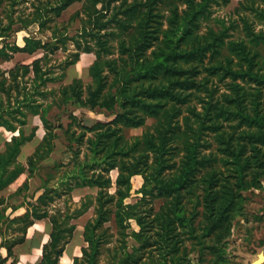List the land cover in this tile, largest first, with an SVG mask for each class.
Wrapping results in <instances>:
<instances>
[{"label": "trees", "instance_id": "obj_1", "mask_svg": "<svg viewBox=\"0 0 264 264\" xmlns=\"http://www.w3.org/2000/svg\"><path fill=\"white\" fill-rule=\"evenodd\" d=\"M230 1L0 0V127L19 129L0 155V191L24 171L16 158L35 136L36 128L24 135L30 117H39L45 134L27 159L28 172L46 171L43 192L9 220L7 229L17 224L21 236L1 244L6 259L34 221L47 219L51 231L38 264H58L73 221L92 210L85 246L72 264L227 263L242 195L264 183V0L239 3L237 20L213 18ZM79 3L71 19L80 20L81 29L70 39L57 20ZM32 26L50 38L10 42ZM68 40L75 52L57 74L50 57L65 51ZM37 51L42 56L30 64L1 68L17 54ZM82 53L94 55L89 85L74 79L48 90ZM68 105L111 119L86 126L70 112L63 126L47 118L53 106ZM148 119L153 125L140 136L126 137ZM57 131L70 160L44 168ZM134 176L142 179L139 197L125 204ZM81 188L96 193L72 209L71 194ZM27 189L24 184L14 196ZM58 202L62 206L53 207Z\"/></svg>", "mask_w": 264, "mask_h": 264}, {"label": "rangeland", "instance_id": "obj_2", "mask_svg": "<svg viewBox=\"0 0 264 264\" xmlns=\"http://www.w3.org/2000/svg\"><path fill=\"white\" fill-rule=\"evenodd\" d=\"M242 1L244 0H231L230 3L225 7L215 9L213 18H219L220 20H224L226 22L229 20H237L236 9L239 7V3ZM81 7L82 3L72 5L57 20V25L60 28V32H64L67 38L71 39V37H74L80 32L81 21L78 19L72 20L71 18L76 12L81 10ZM28 36H32L44 41L49 39L51 35L49 32L45 34H39L37 27L32 26L27 31L15 33L12 39H10V42H16L17 44L22 45V39ZM73 44L74 42L72 40H68L66 42L67 49L65 51L60 50L55 55L50 57L51 61L49 64L52 68H54V71L57 72V74L59 73L58 66L65 62V60L72 59V55L75 52ZM41 56V51H37L33 55L17 54L9 62L2 63L1 68L7 71L17 64L27 65ZM93 61V54H80L78 61L66 69L65 77L62 82L49 84L48 90L58 89L61 85L70 84L74 79H79L85 85H89L91 82V77L89 76V67L92 65ZM47 100L48 103H50L52 97L48 96ZM70 112H72L86 126H91L97 122H107L111 119V117H107L99 111H89L88 109L76 108L72 105L65 106L62 109H57L55 106H53V108L49 111L47 118L53 124H56L58 121L57 124L65 126L68 122L67 115ZM153 122L154 120L148 119L144 127L127 130L125 132L126 137L131 138L140 136L146 128L153 125ZM57 132L60 136L58 140V148L59 151H61L63 150L64 137L61 135V131ZM110 176L111 179L114 180L116 177V171H112ZM141 185L142 179H139L138 181L136 179L133 181L131 195L125 200V204H134L137 201L139 197L137 192ZM90 196H94V193L92 192V195ZM242 196V209L232 221L233 227L226 242V264H252L255 260H257V256L259 254L262 253L264 255V183L260 189H251L247 192H244ZM74 197L75 200L79 199L75 193ZM159 204L160 203H157L156 207H158ZM70 205L73 209L79 206V202L75 204L72 201ZM58 206H62V203L58 202L53 204V207L55 208ZM87 216L89 219L92 217V210L89 211V215H86V217ZM17 227V224H12L11 227L7 229V232L12 234L15 233L14 236L16 238L20 237L21 232L16 229ZM137 229V226L132 222L131 230ZM129 244H132L130 240ZM191 260L194 262V258H191ZM261 264H264V262Z\"/></svg>", "mask_w": 264, "mask_h": 264}, {"label": "crops", "instance_id": "obj_3", "mask_svg": "<svg viewBox=\"0 0 264 264\" xmlns=\"http://www.w3.org/2000/svg\"><path fill=\"white\" fill-rule=\"evenodd\" d=\"M33 128H36L35 136L31 141L25 142L20 146L19 155L16 158V164L23 167L24 171L19 174L13 182L0 191V198L5 200V203L3 206H0V209L4 206L7 207L5 218L0 222V261L6 259L7 255L6 249L1 246L3 241L5 242L16 238L14 236L15 233L12 234L7 232L9 220L22 216L28 209L27 202H34L43 192L41 189L43 188L42 179H45L44 174L46 171L34 170L32 173H29L27 165V159L34 153L45 134L38 116L28 119L27 125L23 127L24 135L28 136ZM18 136L19 129L12 132L4 127H0V155L5 153L6 147L11 142L12 138ZM69 160L70 154L65 152L64 146L63 150L59 151L58 140H56L54 151L48 159L41 162V166L44 168L53 167L55 163L62 162L63 164H67ZM12 169L13 166L10 167V171ZM136 179L138 181L141 177L134 176L131 183ZM24 184H26L28 188L27 191H22L20 195L14 196L18 190L23 188ZM92 192L95 195L96 190L89 188L75 189L71 194L73 203H80L81 199L85 196H89V194L92 195ZM74 193L79 197L78 200H75ZM32 195L34 198L30 200L29 197ZM14 207H16V209L13 210ZM86 215H89V211L73 221L75 224L73 237L65 246L63 255L60 257L58 264H72L73 258L81 255V248L85 246L83 241V228L85 223L89 220V217H86ZM50 231L51 227L47 219L34 221L33 225L26 231L24 243L13 247L12 255L6 259L4 264H38L42 256V246L48 241Z\"/></svg>", "mask_w": 264, "mask_h": 264}, {"label": "water", "instance_id": "obj_4", "mask_svg": "<svg viewBox=\"0 0 264 264\" xmlns=\"http://www.w3.org/2000/svg\"><path fill=\"white\" fill-rule=\"evenodd\" d=\"M264 262V255L261 253L257 256V260H255L252 264H261Z\"/></svg>", "mask_w": 264, "mask_h": 264}]
</instances>
